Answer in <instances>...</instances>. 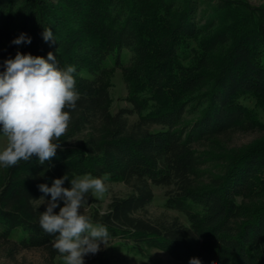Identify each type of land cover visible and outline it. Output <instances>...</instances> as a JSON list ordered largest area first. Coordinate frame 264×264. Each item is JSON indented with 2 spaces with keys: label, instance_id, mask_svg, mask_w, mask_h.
<instances>
[{
  "label": "trees",
  "instance_id": "16d2710c",
  "mask_svg": "<svg viewBox=\"0 0 264 264\" xmlns=\"http://www.w3.org/2000/svg\"><path fill=\"white\" fill-rule=\"evenodd\" d=\"M247 12L231 0H0V73L17 52L45 59L52 52L61 69L75 66L80 94L51 160L0 167L3 257L31 249L60 255L39 225L47 207L40 198L51 196L38 186L107 173L129 192L105 209L90 200L86 214L110 237L158 247L176 264H264V122L241 101L264 107V20ZM45 28L55 43L43 39ZM21 34L31 43H12ZM113 68L130 104L115 112ZM251 131L262 132L232 144ZM153 185L165 188V207L185 219L148 215Z\"/></svg>",
  "mask_w": 264,
  "mask_h": 264
},
{
  "label": "clouds",
  "instance_id": "9594fccd",
  "mask_svg": "<svg viewBox=\"0 0 264 264\" xmlns=\"http://www.w3.org/2000/svg\"><path fill=\"white\" fill-rule=\"evenodd\" d=\"M43 39L56 42L51 28H45ZM31 43L24 34L12 43ZM5 71L0 73V132L6 139L0 149V166H16L21 160L38 157L41 164L51 160L60 146L57 141L66 134L71 122L70 110H75L80 94L75 88V66L61 69L56 56L49 52L47 59L17 52L4 61ZM109 174L93 177L91 174L75 176L71 187L62 185L67 176L55 179L52 186L39 185L42 193L51 196L45 201L46 210L40 213L39 225L54 237L52 247L64 264H85L84 257L97 254L100 245L107 244L106 225L94 223L86 214L89 196L102 198L108 191ZM63 201V207L59 201ZM59 207V213L54 209ZM81 210H83L81 212ZM189 264H201L192 258Z\"/></svg>",
  "mask_w": 264,
  "mask_h": 264
},
{
  "label": "rangeland",
  "instance_id": "374dc122",
  "mask_svg": "<svg viewBox=\"0 0 264 264\" xmlns=\"http://www.w3.org/2000/svg\"><path fill=\"white\" fill-rule=\"evenodd\" d=\"M232 2L244 3L247 14L252 18H262L264 20V0H231ZM210 12L205 11L204 16L207 18ZM196 42L191 41L189 47L195 46ZM189 52V48H184V54ZM191 55V54H190ZM121 58L124 62H127L130 58V52L128 49L123 48L121 50ZM113 62L112 56H108L104 65L111 67ZM82 75H88L84 70L81 71ZM110 87L109 94L111 97L110 111L115 112L118 108L124 106H130L125 100L127 94L126 84L122 77V72L119 68H113L110 73ZM261 101L264 99H260ZM241 101L251 108L262 122H264V107L256 102L254 98H242ZM136 118V114L131 115L130 119ZM262 131H251L247 133H239L234 137L233 145L240 146L252 142L257 139ZM264 133V132H262ZM6 144V139L3 134L0 133V149ZM219 148V147H218ZM1 167V166H0ZM84 175V174H83ZM108 191L102 198L89 196V201L92 199L98 200L93 204H99L102 209H105L110 198L114 195L122 196L129 192V188L119 181L107 180ZM71 183L68 182L66 188H70ZM154 197L151 203L147 206V213L149 216L154 217L160 214H166L168 216H179L181 219H185L183 214L165 207V188L161 186H152ZM89 205V203H88ZM87 205V206H88ZM20 230L14 235V238L19 237ZM101 250L93 255L89 254L84 257L85 264H176L172 257L164 250L147 246L145 244L134 243L132 241H124L119 237H110L107 244L100 245ZM0 264H64L63 258L58 255L51 258L42 249L23 250L18 253L14 259H7L3 257L0 252Z\"/></svg>",
  "mask_w": 264,
  "mask_h": 264
}]
</instances>
